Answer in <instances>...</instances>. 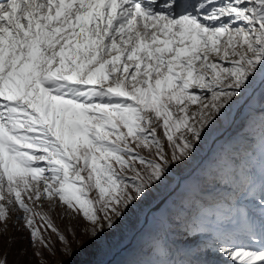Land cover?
<instances>
[{
  "label": "snow or ice",
  "instance_id": "snow-or-ice-1",
  "mask_svg": "<svg viewBox=\"0 0 264 264\" xmlns=\"http://www.w3.org/2000/svg\"><path fill=\"white\" fill-rule=\"evenodd\" d=\"M243 103L264 125V0H0V224L99 239ZM228 203L245 242L207 248L264 264V152Z\"/></svg>",
  "mask_w": 264,
  "mask_h": 264
},
{
  "label": "rangeland",
  "instance_id": "rangeland-1",
  "mask_svg": "<svg viewBox=\"0 0 264 264\" xmlns=\"http://www.w3.org/2000/svg\"><path fill=\"white\" fill-rule=\"evenodd\" d=\"M240 106L216 124L193 157L173 165L167 179L99 239L92 237L90 225L82 217L65 216L58 209L50 215L69 243L62 244L48 230L49 251L31 243L23 221H17L23 213L17 211L6 224H0V259H6L7 264H168V259L180 264H231L207 245L218 238L224 243L232 239L233 228L226 221L231 215L228 197L239 192L243 168L254 162L259 169L264 152L259 112L253 120L249 105ZM176 186L163 205L153 210ZM44 210H48L47 204ZM158 245L168 251V258L157 254Z\"/></svg>",
  "mask_w": 264,
  "mask_h": 264
},
{
  "label": "water",
  "instance_id": "water-1",
  "mask_svg": "<svg viewBox=\"0 0 264 264\" xmlns=\"http://www.w3.org/2000/svg\"><path fill=\"white\" fill-rule=\"evenodd\" d=\"M241 110H242V107L240 106L239 109L235 113V119H237L239 117V114H240ZM219 138H217V139H219ZM217 139H215L213 141V145H214V143L216 142ZM177 188H178V186L174 187V189L171 190L164 198H162L160 201H158L155 204V206L153 207V210H156V209L160 208L163 205V203L166 201L167 197H169Z\"/></svg>",
  "mask_w": 264,
  "mask_h": 264
},
{
  "label": "bare ground",
  "instance_id": "bare-ground-1",
  "mask_svg": "<svg viewBox=\"0 0 264 264\" xmlns=\"http://www.w3.org/2000/svg\"><path fill=\"white\" fill-rule=\"evenodd\" d=\"M244 108V107H243ZM244 110H245V108H244Z\"/></svg>",
  "mask_w": 264,
  "mask_h": 264
}]
</instances>
